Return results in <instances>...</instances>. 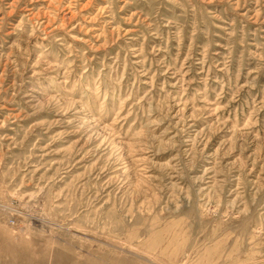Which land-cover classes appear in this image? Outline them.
Here are the masks:
<instances>
[{"label": "rangeland", "instance_id": "obj_1", "mask_svg": "<svg viewBox=\"0 0 264 264\" xmlns=\"http://www.w3.org/2000/svg\"><path fill=\"white\" fill-rule=\"evenodd\" d=\"M0 264H264V0H0Z\"/></svg>", "mask_w": 264, "mask_h": 264}]
</instances>
